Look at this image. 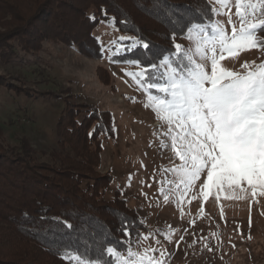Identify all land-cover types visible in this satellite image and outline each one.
<instances>
[{
  "label": "trees",
  "instance_id": "16d2710c",
  "mask_svg": "<svg viewBox=\"0 0 264 264\" xmlns=\"http://www.w3.org/2000/svg\"><path fill=\"white\" fill-rule=\"evenodd\" d=\"M212 9L209 0H0L8 20L0 27V63L37 54L47 41L102 58L94 30L110 23L124 39L109 46L108 58L135 62L144 73L139 80L155 93L148 85L164 80L163 60L185 71L189 62L183 49L177 51V39L194 25L208 28ZM258 36L264 40V31ZM15 81L0 75V87L31 96L23 80ZM63 100L56 147L49 152L39 153L26 139L8 144L0 132V264H75L63 258L65 250L107 264L115 259L107 248L127 252L148 230L119 189L106 197L114 177L99 168L103 141L114 135L111 112Z\"/></svg>",
  "mask_w": 264,
  "mask_h": 264
},
{
  "label": "rangeland",
  "instance_id": "374dc122",
  "mask_svg": "<svg viewBox=\"0 0 264 264\" xmlns=\"http://www.w3.org/2000/svg\"><path fill=\"white\" fill-rule=\"evenodd\" d=\"M209 2L213 8L220 7L214 0ZM222 11L231 15L232 24L228 23V15L215 14L208 28L200 26L203 33L193 28V39H188V32L176 44L185 52L191 49L194 55L196 40L210 35L216 22L224 25L229 34L233 25L239 29L235 0ZM6 21V16L0 14V27ZM94 35L103 45L102 58L84 56L74 46L47 41L37 54L22 55L9 64L0 63V75L15 85L19 77L24 82L22 86L32 93L16 95L0 87V132L4 141L13 145L26 139L39 153L55 148L56 124L64 98L74 104L108 110L114 119V135L103 141L99 170L110 171L114 177L106 197L119 189L148 227L131 248L133 251L156 249L149 255L165 264H264V196L257 197L258 203L253 202L250 193L246 199H238L244 193L225 187L204 200L199 188L206 180V175H202L198 186L181 199L183 185L177 188L180 180L173 170L183 162L171 146L176 130L173 126L169 134V126L158 118L150 100L166 94L157 89L158 92L150 93L142 82L138 83L143 70L135 62L118 63L108 58L109 46H116L121 37L112 24L102 22ZM165 60L161 63V85L166 84L170 73ZM246 61L260 63L264 52L252 49L239 53L237 59L225 53L221 64L242 72L241 65ZM101 75L108 81L106 84ZM39 92L53 94L35 97ZM193 195L197 198L192 199ZM120 254L127 256V252Z\"/></svg>",
  "mask_w": 264,
  "mask_h": 264
},
{
  "label": "snow or ice",
  "instance_id": "6c2138e0",
  "mask_svg": "<svg viewBox=\"0 0 264 264\" xmlns=\"http://www.w3.org/2000/svg\"><path fill=\"white\" fill-rule=\"evenodd\" d=\"M214 2L220 7L212 11L228 15V23L232 24L231 15L222 11L230 7L231 0ZM235 8L239 29L233 25L229 34L224 25L216 22L210 35L196 40L194 55L191 49L185 52L189 63L184 65L183 73L169 65L166 84L148 85L166 94L164 98L150 97V100L158 118L169 126V134L176 130L171 146L183 162L173 170L180 180L177 188L183 185L181 199L198 186L202 175H206V180L199 188L204 200L225 187L244 193L238 199H246L250 193L253 202L258 203L257 197L264 196V61L258 64L246 61L241 65L242 72L221 64L225 53L237 59L239 53L252 49L264 52V40L257 35L264 31V0H235ZM193 28L204 32L199 25ZM193 28L189 29L190 40ZM175 47L181 50V45ZM164 63L167 65L168 61ZM143 75V72L139 74ZM196 198L193 195L192 199ZM164 199L167 201L168 196ZM122 231L127 235L126 229ZM154 251L148 248L139 253L129 248L125 257L116 248L109 247L107 253L115 259L107 264H165L149 255ZM62 256L75 264H101L98 259L89 260L67 250Z\"/></svg>",
  "mask_w": 264,
  "mask_h": 264
}]
</instances>
